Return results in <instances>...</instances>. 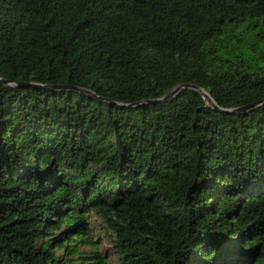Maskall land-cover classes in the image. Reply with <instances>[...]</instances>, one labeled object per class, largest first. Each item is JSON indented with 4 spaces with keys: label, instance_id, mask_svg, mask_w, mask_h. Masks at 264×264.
Masks as SVG:
<instances>
[{
    "label": "trees",
    "instance_id": "1",
    "mask_svg": "<svg viewBox=\"0 0 264 264\" xmlns=\"http://www.w3.org/2000/svg\"><path fill=\"white\" fill-rule=\"evenodd\" d=\"M0 78V264H264V103L135 107L264 101V0H0Z\"/></svg>",
    "mask_w": 264,
    "mask_h": 264
},
{
    "label": "water",
    "instance_id": "2",
    "mask_svg": "<svg viewBox=\"0 0 264 264\" xmlns=\"http://www.w3.org/2000/svg\"><path fill=\"white\" fill-rule=\"evenodd\" d=\"M0 85H11V84H10L9 81L0 78ZM19 85H22V84L19 83ZM188 88L199 92L214 110H217V111L222 112V113L241 114V113L253 110L255 107H257L260 104L264 103V101H262V102H259V103H256V104H253V105H250V106L242 107V108L222 109V108H220V107H218L216 105V103L210 97V95H208L204 90H202L198 86L191 85V84H183V85H180V86L174 88L172 91H170L166 96H164L161 99L151 100V101H148L146 103L144 102V103H141V104H137V105H135V107H139V106L144 105V104L168 103V102L172 101L174 98H176L181 91H183L185 89H188ZM75 90H77V89H75Z\"/></svg>",
    "mask_w": 264,
    "mask_h": 264
},
{
    "label": "rangeland",
    "instance_id": "3",
    "mask_svg": "<svg viewBox=\"0 0 264 264\" xmlns=\"http://www.w3.org/2000/svg\"><path fill=\"white\" fill-rule=\"evenodd\" d=\"M101 241H102V247L101 250L103 253H108V256L110 257V260L113 264H115L116 257H113L112 252L110 251V242L109 239L104 236V234L101 235ZM85 251H90L91 248H85Z\"/></svg>",
    "mask_w": 264,
    "mask_h": 264
}]
</instances>
